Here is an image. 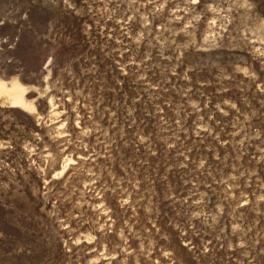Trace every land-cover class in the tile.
Segmentation results:
<instances>
[{"label":"rangeland","instance_id":"obj_1","mask_svg":"<svg viewBox=\"0 0 264 264\" xmlns=\"http://www.w3.org/2000/svg\"><path fill=\"white\" fill-rule=\"evenodd\" d=\"M0 84V264H264V0H0Z\"/></svg>","mask_w":264,"mask_h":264},{"label":"bare ground","instance_id":"obj_2","mask_svg":"<svg viewBox=\"0 0 264 264\" xmlns=\"http://www.w3.org/2000/svg\"><path fill=\"white\" fill-rule=\"evenodd\" d=\"M13 88L10 90H7L3 85L0 84V93L1 94H14L13 93ZM15 95V94H14ZM21 96H16L13 98V101L11 102L12 106H16V107H21L23 105V100L21 99Z\"/></svg>","mask_w":264,"mask_h":264},{"label":"trees","instance_id":"obj_3","mask_svg":"<svg viewBox=\"0 0 264 264\" xmlns=\"http://www.w3.org/2000/svg\"><path fill=\"white\" fill-rule=\"evenodd\" d=\"M14 112H16V114H19L20 116L28 118L27 116H25V114L21 113L20 111H14ZM29 125H30V127H33L34 126V122L33 121L30 122Z\"/></svg>","mask_w":264,"mask_h":264}]
</instances>
